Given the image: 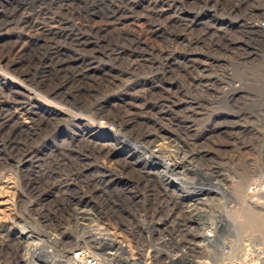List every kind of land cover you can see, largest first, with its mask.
<instances>
[{
  "label": "rangeland",
  "instance_id": "1",
  "mask_svg": "<svg viewBox=\"0 0 264 264\" xmlns=\"http://www.w3.org/2000/svg\"><path fill=\"white\" fill-rule=\"evenodd\" d=\"M246 20L264 21V0H0V226L38 146L67 143L86 114L123 111L137 134L171 131L205 172L228 174L235 240L263 245L264 202L250 190L264 186V34L240 38ZM185 65L202 68L199 90L180 92Z\"/></svg>",
  "mask_w": 264,
  "mask_h": 264
},
{
  "label": "built area",
  "instance_id": "2",
  "mask_svg": "<svg viewBox=\"0 0 264 264\" xmlns=\"http://www.w3.org/2000/svg\"><path fill=\"white\" fill-rule=\"evenodd\" d=\"M246 21L235 28L240 38L264 34V21ZM201 77L202 68L182 66L180 92L185 83L199 90ZM119 101L117 95L104 106ZM122 112L116 120L86 114L91 122L68 123L74 138L40 145L30 163L18 165L22 179L0 226V264H248L246 255L249 264H264L257 243L239 244L221 230L232 216L230 194L221 189L229 190L231 177L205 172L201 156L171 131L137 134L122 123ZM166 114L158 111L161 119ZM145 117H155L154 110ZM241 254L244 260L235 261Z\"/></svg>",
  "mask_w": 264,
  "mask_h": 264
},
{
  "label": "bare ground",
  "instance_id": "3",
  "mask_svg": "<svg viewBox=\"0 0 264 264\" xmlns=\"http://www.w3.org/2000/svg\"><path fill=\"white\" fill-rule=\"evenodd\" d=\"M49 16V15H48ZM46 17V16H45ZM82 21V20H81ZM84 22H86V23H89V22H93V23H96L95 21L96 20H83ZM134 21V22H133ZM110 22L112 23V24H116V25H119V24H126V23H130V22H133V23H135V20H110ZM109 22V23H110ZM132 23V24H133ZM84 120V119H83ZM87 121V120H86ZM86 121H84L85 123H87ZM81 124H82V122L81 121H79ZM95 129V128H94ZM174 135V134H173ZM150 141H153V142H157L154 138H150L149 139ZM179 142V141H178ZM103 151L105 150V149H102ZM110 150H111V148H110ZM190 152V151H189ZM188 152V153H189ZM22 161V160H21ZM24 162H26V161H24ZM205 175H207V173L205 174ZM204 175V176H205ZM259 179H261V178H259ZM215 181H216V183L217 184H219L220 186L221 185H223V184H221V183H219L218 181H219V179H217V178H215ZM261 184H262V182H261ZM261 184H259L258 183V181H256L255 182V184L253 185V186H251V190H250V192L252 191V192H254V193H252V194H256V195H258V194H262L260 197H262V199H261V202L263 203L264 202V186H262V187H260L261 186ZM260 185V186H259ZM214 186H216V185H214ZM259 186V187H258ZM221 189L223 190V194H225V193H228V189H227V187H224L223 188V186H221ZM213 191H219L220 192V190L219 189H212ZM221 190V191H222ZM233 191V190H232ZM232 191L231 192H229L231 195H232ZM227 197H228V195H226V199H227ZM264 206V205H263ZM234 211V210H233ZM232 211V212H233ZM229 219V218H228ZM230 219H231V221H229L228 223H226L225 221H221L222 223H220L219 221H217V223H220V224H222L223 226H222V228H221V230L224 232H227V233H229V234H233V235H237V236H240V234L239 233H237L238 231V229H236V224H235V221L233 220V218H232V216H230ZM239 234V235H238ZM235 241H233V243H234ZM243 243V242H242ZM245 243V242H244ZM259 246L257 247V249H256V251H255V253H257V252H264V244L263 245H261L260 243H257ZM236 252V254H238L239 252H240V250H236L235 251ZM262 256H263V254H262ZM237 257V256H236ZM234 258V260L235 261H238L240 258L242 259V260H244V257L242 256V254L241 255H239V257L238 258ZM246 260H247V263L249 264V260H248V257H247V255H246ZM69 264H72V263H69Z\"/></svg>",
  "mask_w": 264,
  "mask_h": 264
}]
</instances>
